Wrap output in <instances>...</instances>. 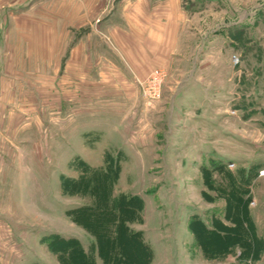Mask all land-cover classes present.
I'll return each instance as SVG.
<instances>
[{
	"label": "rangeland",
	"instance_id": "1",
	"mask_svg": "<svg viewBox=\"0 0 264 264\" xmlns=\"http://www.w3.org/2000/svg\"><path fill=\"white\" fill-rule=\"evenodd\" d=\"M181 2L193 16L183 33L185 63L191 68L199 58L189 83L202 84L181 101L177 92H165L175 80L168 82L162 67L153 69L165 71L161 99L140 92L131 101L118 94L108 101L88 99L82 89L76 97L64 44L61 61H22L9 53L0 75V264H61L48 246L54 235L79 240L103 264L95 238L68 215L93 199L65 193L63 185L108 167L119 170L115 196L144 201L142 222L130 227L152 249L151 264H264V0ZM34 64L37 75L28 71ZM227 166L250 176L243 187L262 248L245 256L237 246L210 257L190 221L196 216L209 228L221 221L233 229L228 199L209 187L203 170L214 185H224L219 167Z\"/></svg>",
	"mask_w": 264,
	"mask_h": 264
},
{
	"label": "crops",
	"instance_id": "2",
	"mask_svg": "<svg viewBox=\"0 0 264 264\" xmlns=\"http://www.w3.org/2000/svg\"><path fill=\"white\" fill-rule=\"evenodd\" d=\"M198 6L194 10L202 11ZM192 17L181 0H0V75H5L12 51L17 60L61 61L64 44L71 74L77 82L85 77L76 82V97L82 89L88 99L100 95L110 101L118 94L131 101L140 94L137 81L162 67L168 70V82L175 80L165 92H177L180 99L186 90H202V84L189 83L198 74L199 58L190 68L183 56V33ZM28 71L39 73L35 64ZM138 105L140 111L148 110L146 103ZM147 146L139 145L136 153L145 154Z\"/></svg>",
	"mask_w": 264,
	"mask_h": 264
},
{
	"label": "trees",
	"instance_id": "3",
	"mask_svg": "<svg viewBox=\"0 0 264 264\" xmlns=\"http://www.w3.org/2000/svg\"><path fill=\"white\" fill-rule=\"evenodd\" d=\"M203 170L209 187L228 199L226 218L234 227L232 229L221 221H215L214 228H209L199 217L194 216L190 221V230L197 243L210 257L230 253L237 246L242 248L245 256L255 247L261 249L262 239L257 237L250 216L251 199L246 197L248 193L243 187V183H248L245 179L250 180V176L245 175L243 170L234 172L228 166L219 167L227 181L224 185H214L209 170ZM114 172L112 167L96 169L90 172L93 175L91 179L86 176L65 181V193L88 195L93 199L92 203L69 211L68 215L95 238V250L103 264H151L152 249L145 242L142 232L130 227L135 222H142L144 201L137 195L115 196L113 190L119 170ZM237 228L240 230L239 235ZM229 234L232 237L227 239ZM48 246L61 264H97L95 256L86 252L77 239L54 235L49 239Z\"/></svg>",
	"mask_w": 264,
	"mask_h": 264
},
{
	"label": "built area",
	"instance_id": "4",
	"mask_svg": "<svg viewBox=\"0 0 264 264\" xmlns=\"http://www.w3.org/2000/svg\"><path fill=\"white\" fill-rule=\"evenodd\" d=\"M165 71L163 69L153 70L147 78L138 80L141 94L153 100L162 98V85L164 83ZM233 168V167H230ZM264 175V170L260 171V176ZM254 204V202L252 203Z\"/></svg>",
	"mask_w": 264,
	"mask_h": 264
}]
</instances>
